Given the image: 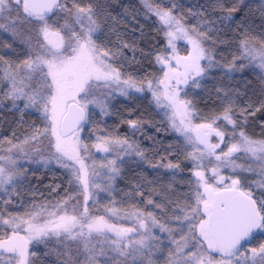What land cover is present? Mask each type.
Listing matches in <instances>:
<instances>
[{
    "label": "snow or ice",
    "instance_id": "6c2138e0",
    "mask_svg": "<svg viewBox=\"0 0 264 264\" xmlns=\"http://www.w3.org/2000/svg\"><path fill=\"white\" fill-rule=\"evenodd\" d=\"M109 6L101 0H0V31L10 37L0 41V111L19 114L21 124L35 117L21 136L0 137V264H38L41 245L56 264H158L165 252V264H264V242L251 243L264 235V139L245 131L249 117L264 113V97L259 105L238 103V90L217 88L222 110L204 117L190 98L213 70L231 77L251 68L264 82V23L254 43V29L243 21L236 54L218 59L220 29L205 11L193 13L199 22L190 26L174 3L145 0L164 40L162 49L145 50L115 28L117 42L106 38L115 20ZM261 13L264 18V7ZM178 41L186 44L182 51ZM144 60L155 72L127 70ZM145 92L178 134L174 142L147 134L146 125L157 133L163 125L143 117L126 121L123 138L97 133L96 117L111 115L117 93L132 98ZM85 132L96 142L88 143ZM137 133L150 141L147 147ZM93 148L106 154L99 166ZM36 156L64 169L68 187L60 199L13 214V196L28 179L21 160L35 162ZM129 161L169 177L163 184L159 175L147 181L159 191L137 179L124 192L126 202L146 199L152 211L135 203L115 206L114 182ZM60 187L49 186V194L59 196ZM100 193H107L110 206L98 207Z\"/></svg>",
    "mask_w": 264,
    "mask_h": 264
},
{
    "label": "rangeland",
    "instance_id": "374dc122",
    "mask_svg": "<svg viewBox=\"0 0 264 264\" xmlns=\"http://www.w3.org/2000/svg\"><path fill=\"white\" fill-rule=\"evenodd\" d=\"M172 0H157L158 5L162 6H171ZM102 3H110L108 11L115 18L114 21L108 22V27H106V38L111 39L113 42H117L116 36L111 33V28H115L117 32L120 33L121 39L126 41L135 40L140 48H144L147 50V46L142 42V38L144 36L141 35V32L137 29L136 23L134 22V17L132 15H128L120 5L117 6L116 0H101ZM176 5V3H174ZM181 6V4H179ZM177 8V7H176ZM180 15L183 14L181 8L179 9ZM199 22V17L192 18L191 25L197 24ZM2 35H0V41L9 40V35L3 31H0ZM4 36V37H3ZM225 41H219V45H216L217 56L218 59L223 57H231L233 54H236L235 47L231 48L228 44L227 50ZM186 45V44H185ZM125 54L128 57L132 56V53L128 50H125ZM137 59H140L139 53H137ZM224 62L223 60L221 61ZM121 63H124L123 60ZM127 70L130 72H136L137 75L143 76L146 74L145 70H148V67L142 63V65H128ZM148 72V71H147ZM235 75L233 73L231 77L226 76L223 71L213 70V73L208 77V79L203 83L202 87L199 89L193 90L190 98L194 99L197 104V108L199 109V115L201 117L214 115L219 113L222 110V100L216 94L217 88H222L224 90L233 89L235 90L234 84L229 85L228 82ZM225 78V79H223ZM222 96V93H221ZM151 99L150 93H134L132 98H127L120 96L119 93L116 94L115 99L112 101V105L110 106L111 115L107 117L97 116V123L94 127L97 130V133H111L112 135H116V129L120 130L119 135L123 138L125 135L129 134V126L126 123L128 119H138L143 117L145 120L149 121L152 125L160 126L163 125L162 130L157 133L154 127H149L146 125V132L149 135H154L158 139L163 140L165 143L174 142L175 137L178 135L176 133L168 130V125L165 121V118L158 114L156 110H154L153 106H150L149 101ZM247 103L246 98H240L239 102ZM19 114H13L9 112L7 109L0 111V137H11L14 132L16 136H21L27 130V124H30L35 117L25 116L24 120L25 124L19 123L18 120ZM38 123V121H37ZM87 139V142L92 144L95 143L94 138H89L88 132L82 133ZM136 139L142 142L144 147H147L150 144L146 138L142 137L140 133L136 134ZM6 144V141H5ZM94 149V148H93ZM94 159L96 160L97 166L102 162L104 156L106 155L103 152H97L96 149L93 151ZM36 156V160L33 164H25V167L30 172L37 177L35 181V186L30 185V187H23L21 185L23 193L25 192L27 196L26 199L18 200L13 197V204H11L8 208L13 214L23 215L26 209L30 208L35 202L39 204L44 202L45 200H53L60 199L64 195V189L68 187L67 185V175L65 170L60 168L55 161L48 163L45 165L43 159L41 157ZM109 159L112 157L109 156ZM242 161H238L241 163ZM30 166V168H29ZM101 175L97 178V182L102 183L105 180L104 171L100 170ZM224 174H227V170H224ZM157 175H159L160 183H167L168 176L164 175V171L161 170L159 174H157L147 163L143 164L140 167H137L136 164L131 161L125 163L121 166V175L116 177L115 179V188L116 192L113 193V196L116 200V207L120 209H130L132 207V203H135L138 207L143 210L152 211V206L147 205L146 199L141 202L139 199L133 202H126V198L124 197V192L129 189V187L137 180L140 179L142 182L146 184L147 187H156L157 191L160 190L159 184L147 185V181H155L157 179ZM56 176H62L64 181V187L59 196L56 194L50 195L49 192H46L44 189H48L51 186L50 180H54ZM47 178V181H46ZM44 179V182H48L49 186L46 187V183L41 185L40 180ZM256 179V177H255ZM42 181V182H43ZM45 187V188H44ZM24 189V190H23ZM43 194V195H41ZM2 196V194H0ZM99 203L103 206H110V198L107 193H100L98 197ZM264 242V235L257 234L256 238L251 242L252 246H257L259 243ZM41 252L39 253L38 264H47L49 262L48 259H45L43 255V246H40ZM167 257V252L164 254V258H161L158 264H165V258Z\"/></svg>",
    "mask_w": 264,
    "mask_h": 264
},
{
    "label": "trees",
    "instance_id": "16d2710c",
    "mask_svg": "<svg viewBox=\"0 0 264 264\" xmlns=\"http://www.w3.org/2000/svg\"><path fill=\"white\" fill-rule=\"evenodd\" d=\"M117 6L120 5L121 8L134 17V22L136 23L137 29L143 30L142 42L148 48H163L164 40L163 35L159 31L158 20L154 15L147 14L145 7V0H116ZM148 3L153 4V6L158 5L157 0H148ZM171 3H176V14L182 16L184 20L191 26L192 18H196L193 13H199L205 11L207 18L216 21V27L220 29L219 41H225L224 44L227 50V44L234 48L236 44L239 43L237 37L240 36V29L244 27L243 21H247V24L251 26L254 30L249 32L250 37H256V41H259L260 25L264 23V18H262L261 8L264 7V0H172ZM181 4V6L179 5ZM164 7L162 5H159ZM181 8L183 14L180 15L179 9ZM235 8V11H230V9ZM231 16L233 19L228 20L225 17ZM223 20V24L220 21ZM140 31V30H139ZM141 32V31H140ZM0 35H2L0 33ZM6 35V33L4 34ZM4 37V36H3ZM178 48L182 51L186 45L184 41L177 42ZM236 51V48H235ZM218 58V56H217ZM145 67H148V72H155V69L149 66L148 61H143ZM225 79V78H223ZM229 85L234 84L235 90L240 93V98H246L247 103H253L259 105L262 97H264V82H261L257 72H253L251 68H246L243 73L235 72V75L228 82ZM243 103H245L243 101ZM248 127L245 129L246 133L253 139L260 140L264 139V113L257 112L254 117H249ZM116 129V135H119L120 130ZM120 136V135H119ZM121 137V136H120ZM7 145L5 144V147ZM30 151V150H29ZM94 149H92V152ZM46 156V152H45ZM40 156H38V159ZM36 160V157H35ZM24 162V160H21ZM34 162H27L25 164H33ZM30 168V166H29ZM187 175V170L185 171ZM27 182L22 185L23 187H30V185L35 186V181L37 177L33 175L30 170L27 172ZM255 179V177H252ZM169 177L167 178V180ZM44 179L40 180V184L44 185ZM43 181V182H42ZM47 181V178H46ZM51 185H60L61 187L58 191H61L64 187V181L62 176H56L54 180H50ZM49 186L48 182L46 187ZM21 186H19V195H14L16 199L23 200L26 199L28 195L22 191ZM45 188V187H44ZM24 190V189H23ZM49 192L48 189H44ZM100 209L105 206L98 204ZM130 223V222H129ZM43 251H47L43 249ZM48 259L47 264H56V257L54 255L44 256Z\"/></svg>",
    "mask_w": 264,
    "mask_h": 264
}]
</instances>
